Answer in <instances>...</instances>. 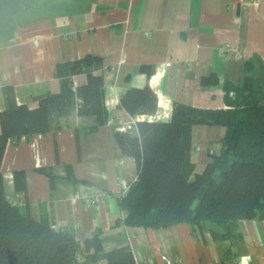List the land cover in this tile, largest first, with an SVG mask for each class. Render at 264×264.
Masks as SVG:
<instances>
[{
	"label": "crops",
	"instance_id": "0c3cea01",
	"mask_svg": "<svg viewBox=\"0 0 264 264\" xmlns=\"http://www.w3.org/2000/svg\"><path fill=\"white\" fill-rule=\"evenodd\" d=\"M3 1L14 9V24L0 38V112L4 86L13 88L17 104L35 108L36 97L58 92L63 77L84 84L85 72L69 71L86 55L102 60L94 74L102 75L108 112L93 130L92 118L74 110L58 127L8 141L0 170L10 202L79 241L97 233L104 251L128 245L136 264H264V218L238 219L222 239L206 229L194 234L183 222L159 229L124 224L117 198L136 168L113 136L136 133L137 121H169L174 103L225 108L220 84L237 83L245 62L264 65V0ZM142 66L152 69L149 76ZM211 74L219 84L202 82ZM146 85L157 95L156 110L130 114L121 96ZM224 133L222 125L191 126L196 170L220 152ZM97 195L101 200L87 205Z\"/></svg>",
	"mask_w": 264,
	"mask_h": 264
},
{
	"label": "trees",
	"instance_id": "16d2710c",
	"mask_svg": "<svg viewBox=\"0 0 264 264\" xmlns=\"http://www.w3.org/2000/svg\"><path fill=\"white\" fill-rule=\"evenodd\" d=\"M101 67L98 56L86 55L73 62L69 72H85L86 82L74 87L69 76L63 77L58 92L36 97L35 108L17 104L13 88L4 86L0 165L8 141L15 143L23 136L58 127V119L74 110L92 118L89 130L105 124L102 75L94 74ZM141 70L147 76L152 72L143 66ZM202 82L219 84L216 74ZM220 86L225 108L174 103L169 121H137L136 133H114L120 153L132 156L136 168V178L117 198L124 224L159 229L183 222L194 234L206 229L214 239H222L232 234L238 219L264 218V65L256 68L245 62L237 83L225 80ZM120 105L132 115L152 113L157 95L147 85L130 88ZM203 123L222 125L225 133L220 152L210 153V161L198 171L190 154V132L193 124ZM100 261L136 264L128 245L104 251L97 233L79 241L46 219H34L27 206L13 205L4 194L0 170V264Z\"/></svg>",
	"mask_w": 264,
	"mask_h": 264
},
{
	"label": "rangeland",
	"instance_id": "374dc122",
	"mask_svg": "<svg viewBox=\"0 0 264 264\" xmlns=\"http://www.w3.org/2000/svg\"><path fill=\"white\" fill-rule=\"evenodd\" d=\"M14 24L13 7L0 1V38L3 33L10 32V27ZM232 94V93H231Z\"/></svg>",
	"mask_w": 264,
	"mask_h": 264
},
{
	"label": "built area",
	"instance_id": "2783aa9c",
	"mask_svg": "<svg viewBox=\"0 0 264 264\" xmlns=\"http://www.w3.org/2000/svg\"><path fill=\"white\" fill-rule=\"evenodd\" d=\"M146 34H148V33L146 32ZM100 200H101L100 195L94 196L93 198H91V199H89V200L87 201V205H89V206H93V205L96 204V202H98V201H100Z\"/></svg>",
	"mask_w": 264,
	"mask_h": 264
}]
</instances>
